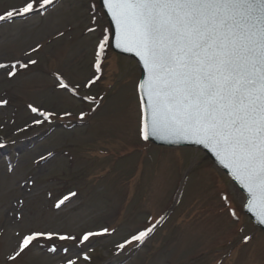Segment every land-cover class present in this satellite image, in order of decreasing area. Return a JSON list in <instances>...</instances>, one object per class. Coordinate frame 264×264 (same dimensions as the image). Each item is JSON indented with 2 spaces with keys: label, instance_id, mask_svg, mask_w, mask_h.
<instances>
[{
  "label": "rangeland",
  "instance_id": "rangeland-1",
  "mask_svg": "<svg viewBox=\"0 0 264 264\" xmlns=\"http://www.w3.org/2000/svg\"><path fill=\"white\" fill-rule=\"evenodd\" d=\"M99 1L58 0L0 23V63L37 61L11 77L0 69V264H264V233L229 178L199 150L158 149L141 138L140 71L111 53ZM23 3L0 0V15ZM28 105L54 113L51 122L36 124L44 117ZM153 225L142 246L118 250ZM49 232L76 240L38 237L16 255L24 236Z\"/></svg>",
  "mask_w": 264,
  "mask_h": 264
},
{
  "label": "snow or ice",
  "instance_id": "snow-or-ice-1",
  "mask_svg": "<svg viewBox=\"0 0 264 264\" xmlns=\"http://www.w3.org/2000/svg\"><path fill=\"white\" fill-rule=\"evenodd\" d=\"M54 2L40 0L37 4V0H24L15 15H31ZM103 3L117 26V47L134 51L148 76L138 85L143 93L141 138L188 140L209 148L247 192L249 211L257 208L262 217L260 222L264 223V0H103ZM13 15L11 11L6 14L9 19ZM5 18L0 15V21ZM107 43L105 35L96 46L97 73L101 71L100 57ZM36 63L35 59L10 65L0 63V69H8L7 75L11 77L16 75L18 65L27 68ZM56 78L61 88L77 94L62 77ZM98 79L97 75L84 87ZM6 104L7 100L0 101V106ZM29 107L44 117L36 120V124L54 115ZM66 199L67 196L56 206ZM154 227L149 226L118 244V250L133 241L143 244ZM108 232L107 228L87 232L79 243ZM54 236L62 241L76 240L74 236L51 232L32 233L20 241L16 255L38 237ZM84 259L90 258L85 255ZM67 264L76 261L70 259Z\"/></svg>",
  "mask_w": 264,
  "mask_h": 264
},
{
  "label": "water",
  "instance_id": "water-1",
  "mask_svg": "<svg viewBox=\"0 0 264 264\" xmlns=\"http://www.w3.org/2000/svg\"><path fill=\"white\" fill-rule=\"evenodd\" d=\"M101 3H102V6L103 8L105 9L106 13H107V16H108V19L110 21V24H111V27H112V32H113V38H112V42H113V48L117 51V52H120L121 54H124V55H127V56H130L134 59L137 60V62L139 63L140 65V68H141V72H142V78H141V81H140V84L143 83L147 78V73L144 69V66H143V62L141 61L140 57L137 56L135 54L134 51H125L123 49V47H117V39H116V34H117V26L115 24V22L112 20V17L109 15L108 13V10L107 8L104 6V3H103V0H101ZM140 91V90H139ZM140 95L141 97H143V93L140 91ZM151 142H153L154 144L156 145H159V146H168V147H196V148H200L202 150H204L208 155L209 157L214 161V163L220 168L222 169L224 172H226L229 177L236 183V185L240 188V190L246 195L247 197V202H246V206H245V211L246 213L253 219L254 223L259 226L260 228L263 229L264 231V223H261V219L262 217L260 216L259 214V210L257 208H253L251 211H249L248 207H247V203H248V194L247 192L245 191V189L243 187H241V185L233 178L232 176V173H231V170L229 168H226L224 167L223 163H221V161L217 158V156L215 155V153L213 151H211L209 148L205 147L204 145L202 144H198V143H194V142H191V141H188V140H179L177 142H170V140L168 139H165V138H160V137H157V138H152V139H149Z\"/></svg>",
  "mask_w": 264,
  "mask_h": 264
}]
</instances>
